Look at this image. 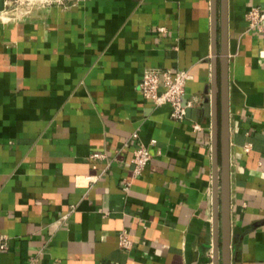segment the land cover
I'll return each instance as SVG.
<instances>
[{
  "label": "crops",
  "instance_id": "obj_1",
  "mask_svg": "<svg viewBox=\"0 0 264 264\" xmlns=\"http://www.w3.org/2000/svg\"><path fill=\"white\" fill-rule=\"evenodd\" d=\"M213 6L218 43L219 0L27 13L0 0V264H212ZM251 6L264 0H227L230 264H264V56ZM149 67L191 75L183 120L138 91ZM138 141L151 157L133 176Z\"/></svg>",
  "mask_w": 264,
  "mask_h": 264
},
{
  "label": "water",
  "instance_id": "obj_2",
  "mask_svg": "<svg viewBox=\"0 0 264 264\" xmlns=\"http://www.w3.org/2000/svg\"><path fill=\"white\" fill-rule=\"evenodd\" d=\"M216 9L212 13V44L218 57L212 72L213 257L212 264H230L229 107L227 0H219V42ZM213 54H216L214 50ZM209 109L207 108V112Z\"/></svg>",
  "mask_w": 264,
  "mask_h": 264
},
{
  "label": "built area",
  "instance_id": "obj_3",
  "mask_svg": "<svg viewBox=\"0 0 264 264\" xmlns=\"http://www.w3.org/2000/svg\"><path fill=\"white\" fill-rule=\"evenodd\" d=\"M64 1L68 0H45V2L56 4H61ZM245 19L248 30L254 31L261 38L263 42L262 53L264 56V8L251 6L245 14ZM190 78L191 75L186 70L149 67L143 71L137 88L142 97L151 101L154 106L168 104L171 108L170 118L174 121H180L186 117L192 105V102L185 98L184 95L186 82ZM193 128L197 130L200 126L194 123ZM154 142L155 140H151L150 143L153 144ZM97 156L100 155H93V157ZM150 157L151 155L147 145L138 141L133 149L131 159L133 176L140 174ZM93 180L94 178L90 181ZM118 244L122 248H129L131 245L126 230L119 232ZM1 247H4V245H1Z\"/></svg>",
  "mask_w": 264,
  "mask_h": 264
},
{
  "label": "rangeland",
  "instance_id": "obj_4",
  "mask_svg": "<svg viewBox=\"0 0 264 264\" xmlns=\"http://www.w3.org/2000/svg\"><path fill=\"white\" fill-rule=\"evenodd\" d=\"M45 0H11V5L25 13L31 10L34 6L42 4Z\"/></svg>",
  "mask_w": 264,
  "mask_h": 264
}]
</instances>
